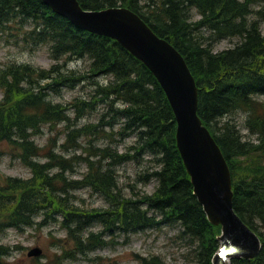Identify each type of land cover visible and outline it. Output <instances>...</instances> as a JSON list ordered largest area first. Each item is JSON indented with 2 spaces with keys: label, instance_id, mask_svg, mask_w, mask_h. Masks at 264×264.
Here are the masks:
<instances>
[{
  "label": "trees",
  "instance_id": "16d2710c",
  "mask_svg": "<svg viewBox=\"0 0 264 264\" xmlns=\"http://www.w3.org/2000/svg\"><path fill=\"white\" fill-rule=\"evenodd\" d=\"M80 2L87 10L129 7L184 55L201 90L200 117L220 145L232 171L235 211L263 241L259 254L262 258H234L231 264H264V102L257 100L258 96L264 95V35L259 19L251 26L247 19L251 13L250 5L264 0H253L252 3L249 0H154L151 3L147 1V4L140 0ZM193 7L201 18L191 25L187 21V11ZM261 10L259 14L264 19V6ZM12 25H23L24 29L27 25L29 28L21 36L24 41L48 45L52 59L57 63L50 69L14 63L0 75V83L5 89V98L0 102V142L18 145L23 163L33 173L31 179L9 178L6 185L0 186V225L21 227L31 224L36 217V220L43 218L42 224H47L61 216L69 237L83 254L105 244L99 234L89 231L95 224L103 227L100 235L139 233L182 224L183 234L197 244L195 264H213L221 227L210 224L203 206L194 195L176 144V117L164 89L151 71L117 41L77 28L66 18L55 14L42 0H0V26ZM188 25L209 26L222 38L244 36L245 40L232 49L215 52V44L209 46L204 38L191 36ZM61 57H66L64 60L68 63L81 57L88 60L87 76L81 77L74 69H67V62L60 65L57 60ZM109 74L112 80L106 85L95 83V93L88 100L76 99L68 106H60L50 97V90L75 88L87 78L98 79ZM114 98L122 99L125 106L115 107ZM99 102H109L107 118L102 117L101 124H90L85 130L95 131V127H99V132L115 135L113 131H106L104 125L112 128L113 119L128 117L125 127L138 125L143 128L142 148L134 149L129 159L128 153L111 148L95 153V159L84 158L87 171L80 180H69L62 173L53 174L54 168L62 164L53 153L54 143L50 142L45 147L35 146L28 140V128H35L36 133L44 124L58 123L67 117L66 107L83 113L95 110ZM240 108L250 109V128L258 136L257 142L245 140L230 123L225 127L219 124L221 117ZM19 136L26 141L23 145L17 143ZM68 143L69 135L63 145ZM44 151L46 161L43 164L35 162L37 154ZM99 153H104L116 163L137 161L145 154L153 156L157 167L152 168L149 176L158 182L155 192L150 195L137 192L134 197L124 194L118 177L110 169L103 170L98 163ZM85 188L104 196L108 208L104 211L76 204V197L70 192ZM149 209L153 213L148 212ZM156 210L161 212L160 215ZM93 211L96 215H92ZM9 254L10 250L0 245V264H13L4 259ZM34 261L33 264H65L58 257L45 262Z\"/></svg>",
  "mask_w": 264,
  "mask_h": 264
},
{
  "label": "rangeland",
  "instance_id": "374dc122",
  "mask_svg": "<svg viewBox=\"0 0 264 264\" xmlns=\"http://www.w3.org/2000/svg\"><path fill=\"white\" fill-rule=\"evenodd\" d=\"M249 2L252 3L253 0H249ZM263 6L264 2H256L250 5L251 13L247 16V19L251 25L259 19L260 30L264 35V19L259 14ZM187 13L188 20L192 19L194 21L192 23L199 21L201 18L196 8L187 11ZM66 19L71 22L68 18ZM28 28L27 25H25V29L23 25L20 27L17 25H12L11 27L0 26V75L5 68L14 63L30 65L40 69H50L53 64L57 63L52 59L48 45H35L31 43L32 40H29L30 42L24 41L21 36ZM197 28L195 35L199 39L204 38L209 46L215 44V52L232 49L245 40L243 36L222 38L209 26H199ZM65 58L61 57L58 59V63L60 65L61 63H66ZM66 68L74 69L76 74L85 73L89 68V61L81 58L74 62H67ZM111 80L112 77L107 76L102 81L108 82ZM107 82L101 85H106ZM92 83L86 80L75 88L62 87L56 91L57 93L50 90V97L54 103H64L63 105L66 106L73 103L76 99L88 100L95 93L96 86ZM53 88L56 89L57 87ZM4 92L5 89L0 83V101L4 98ZM47 98H49L48 95ZM257 100L264 102V96H258ZM78 102L82 103L80 100ZM122 104L125 105L124 103ZM108 106L109 102H99L95 110L83 113L76 109L69 110L66 107L67 117L59 120L61 122L58 123L44 124L36 133V129L31 127L27 134L28 140L38 147H45L50 142H53L55 145L53 153L56 157L63 160L65 165L71 164L73 166V172H66L65 177L70 176L73 179L80 180L87 171L84 158L88 156L94 158L96 157L95 153L111 148L120 153H128L129 159L134 149L138 146L142 148L144 137L142 129L138 125L125 127L126 120L130 119L128 117L113 119L114 126L112 128L104 125L106 131H113L115 135L99 132V127H97L98 130L96 129L97 131L89 132L85 130L88 125L100 122L103 114L108 110ZM249 118L250 109L240 108L221 117L219 124L221 127H225L226 124L230 123L236 127L245 140L251 139L257 142L258 136L251 133L252 131L247 127ZM122 131L123 133L121 134ZM67 135H69V143L64 146ZM92 139L96 140L92 141L93 144H89L88 140ZM17 143L21 144L18 141ZM74 155L78 157L73 158ZM37 156L34 160L37 163L43 164L47 159L45 151L40 152ZM97 156L98 163L102 169H110L118 177L119 186L124 194L134 197L137 192H141L139 195H144V192L147 195L155 192L158 182L149 176L152 168L157 167L153 156L145 154L141 158L138 157L137 161L129 163L127 161L116 163L104 153H99ZM52 173H60V167L54 168ZM102 173L112 175L110 172ZM32 177L31 169L21 159L20 147L12 142H0V186L6 185L9 178L28 180ZM70 194L76 197L74 202L83 208H99L105 211L109 206L104 196L89 188L71 191ZM156 211L160 215L161 212ZM36 219L37 217L31 221V224L22 225L21 227L8 226L7 224L1 225L4 233L0 232V238L5 235L9 238L6 240L0 239V245L9 248V255L16 254L15 259L11 261L5 259L7 263L33 264L35 258L29 257L28 253L35 247H40L43 250L42 255L37 260L45 262L58 257L65 264H195L197 261L195 253L196 241L183 234L184 225L182 224L162 226L139 233H116L113 235H100L103 227L95 224L89 228V231L99 234L101 241L105 244L100 248L81 254L73 238L69 237L64 219L61 216L57 217V219H52L47 224H42L43 218L41 217H38V220ZM257 236L260 237L259 235ZM9 255H6V257Z\"/></svg>",
  "mask_w": 264,
  "mask_h": 264
},
{
  "label": "water",
  "instance_id": "95a60500",
  "mask_svg": "<svg viewBox=\"0 0 264 264\" xmlns=\"http://www.w3.org/2000/svg\"><path fill=\"white\" fill-rule=\"evenodd\" d=\"M42 1L55 12L66 14L75 25L93 33L118 38L122 46L142 58L159 78L170 103L179 113L178 148L189 172L195 175V192L200 196L199 201L205 211L210 214L212 224L223 226L222 248L214 257V264H226L232 257H250L245 252L248 248L260 253L257 245L261 243L259 237L234 218L230 169L222 151L196 114L199 90L184 61L170 44L156 36L128 8L83 12L74 0ZM182 107L188 110L181 113ZM41 253L36 248L29 255L39 256Z\"/></svg>",
  "mask_w": 264,
  "mask_h": 264
},
{
  "label": "bare ground",
  "instance_id": "6f19581e",
  "mask_svg": "<svg viewBox=\"0 0 264 264\" xmlns=\"http://www.w3.org/2000/svg\"><path fill=\"white\" fill-rule=\"evenodd\" d=\"M147 1H149L150 3H151V1H154V0H140V2L142 3V4H147ZM43 2V1H42ZM156 2V1H155ZM7 3V2H6ZM10 3V2H9ZM44 3V2H43ZM74 3H75V5L76 6H78L83 12L85 11V12H92V11H95V12H101L102 10H106V9H120V7L119 6H114V7H107V8H104V9H100V10H87V9H85L83 6H82V3L80 2V0H74ZM8 5H10V4H8ZM12 5V4H11ZM49 7V6H48ZM14 8V7H13ZM51 8V7H50ZM194 8V7H193ZM193 8H191V9H193ZM12 9V8H11ZM52 9V8H51ZM191 9H189V10H191ZM15 10V9H14ZM188 10V11H189ZM52 11L55 13V14H57V15H60L61 17H63V18H68L67 16H65V15H62L60 12V14L59 13H57V12H55L53 9H52ZM15 12V11H14ZM65 12H68V10L67 9H65ZM10 13H12V12H9V14ZM17 13H18V11H17ZM17 13H15V14H17ZM134 13L146 24V26L156 35V36H158L159 38H162V37H160L149 25H148V23L138 14V13H136L135 11H134ZM19 14V13H18ZM186 16V15H185ZM69 19V18H68ZM70 20V19H69ZM71 21V20H70ZM188 21V23H190L191 25H193V24H195V23H192V22H194L192 19H189V20H187ZM72 23V22H71ZM73 24V23H72ZM74 26H76L77 28H79V29H82V30H85V31H87V32H89V33H92V34H96V35H100V36H105V37H107L106 35H104V33H93V32H90V31H88L87 29H84L83 27H80V26H78V25H75V24H73ZM248 25H250L251 26V24L248 22ZM196 26V25H195ZM193 27V26H190V25H188V28H187V30L189 31V34L191 35V36H193L194 38H198L196 35H195V32L198 30V28L197 27ZM253 27V26H252ZM245 28V27H244ZM244 30H246V29H244ZM256 30V29H255ZM244 37V36H243ZM108 38H110V39H113V40H115V41H118L119 42V39L118 38H111V37H108ZM162 40H164L165 42H168L169 44H170V46L172 47V49L173 50H175V52L182 58V60L184 61V63H185V65L187 66V68H188V70H189V73H190V76H191V78L193 79V81L195 82V85H196V88L198 89V90H200V87H199V85H198V83H197V81H196V79H195V77H194V75H193V73H192V71H191V69H190V67L188 66V64H187V62H186V60L184 59V57H183V55L180 53V51L173 45V44H171L167 39H165V38H162ZM199 40V39H198ZM200 41V40H199ZM122 46V45H121ZM123 48H125L124 46H122ZM129 53H131L136 59H138L139 61H141L150 71H151V73L154 75V77L157 79V81L159 82V84L161 85V83H160V80H159V78L157 77V75L153 72V70L142 60V58H140V57H137L136 55H134L133 53H132V51H129L127 48H125ZM64 51V50H63ZM81 58H83V57H81ZM81 58H79V59H81ZM63 71V70H62ZM86 73L87 72H85V73H77L79 76H81V77H83V76H87L86 75ZM107 76H111L112 77V75H103V76H100V77H98V79L97 78H95V79H88L87 77V81H90V82H93L94 84L95 83H98V84H102V83H105V82H107V81H102L103 79H105ZM85 80V79H84ZM81 81V80H80ZM215 81V80H214ZM225 82V81H224ZM92 83V84H93ZM218 83V82H217ZM218 84H220V83H218ZM161 87H162V85H161ZM163 88V87H162ZM164 89V88H163ZM165 91V90H164ZM201 91V90H200ZM165 93H166V91H165ZM166 96H167V93H166ZM4 98H5V92H4ZM4 98H3V100H4ZM168 98V97H167ZM3 100H1L0 102H2ZM168 101H169V98H168ZM117 102H122V103H124L123 102V100L122 99H119V98H114V100H113V105L114 106H116L117 105ZM169 103H170V101H169ZM58 105H60V103H57ZM64 104V103H63ZM170 105H171V107H172V110H173V112H174V115H175V117H176V127H177V129H176V144H177V148H178V127H179V123H178V121H177V117H179V113H178V110H176V109H174L173 108V106H172V104L170 103ZM60 106H62V104L60 105ZM59 106V107H60ZM65 106V105H64ZM199 109H200V98H199V96H198V101H197V108H196V114L198 115V117L201 119V121H202V125L205 127V128H207L208 129V131L210 132V135L212 136V138L215 140V142L217 143V145H218V147H219V149L222 151V149H221V147H220V145L218 144V142L216 141V139H215V137H214V135L212 134V132H211V130L206 126V124H204V121H203V119L200 117V114H199ZM26 110V109H25ZM188 109H187V107H182V108H180V111H181V113H184V112H186ZM237 110V109H236ZM29 112V111H28ZM232 112V111H231ZM30 113V112H29ZM230 113V112H229ZM32 115V114H31ZM31 115H29V117L31 116ZM33 116V115H32ZM28 117V116H27ZM43 117V116H42ZM102 117H106V112L103 114V116ZM24 118H26V117H24ZM31 118V117H30ZM44 118H45V116H44ZM107 118V117H106ZM28 119V118H27ZM47 119V118H46ZM44 120V119H43ZM105 120V119H104ZM28 121V120H27ZM26 121V122H27ZM36 121V120H35ZM40 122H41V120H39ZM46 122V121H45ZM102 122V121H101ZM29 123H31V122H29ZM37 123V122H36ZM100 123V122H99ZM101 124V123H100ZM103 124V123H102ZM32 125V124H31ZM38 125V124H37ZM13 126H15V125H13ZM35 126V125H34ZM247 127H249V129L250 130H252L251 128H250V119H248L247 120ZM24 128H26V127H24ZM31 128V127H30ZM30 128H28V130H27V134L29 133V130H30ZM97 130H98V128L97 127H95ZM143 129V128H142ZM97 130H95V131H97ZM13 131H15V130H13ZM20 131V130H19ZM94 131V130H93ZM18 132V131H17ZM16 133V132H15ZM252 133H254L253 131H252ZM12 134V133H11ZM20 134V133H19ZM18 139V138H17ZM23 139H25L24 137H23ZM143 139H144V137H143ZM15 140V139H14ZM26 140V139H25ZM94 140H96V139H92V140H88L89 141V144H93L92 143V141H94ZM16 141V140H15ZM18 142H20L21 144L20 145H23L24 144V142H26V141H24V140H22L21 139V136H19V140H18ZM19 144V143H18ZM146 145V144H145ZM144 147V146H143ZM149 151V150H148ZM178 151H179V153H180V150H179V148H178ZM222 153H223V151H222ZM50 155H52V154H50ZM180 155H181V153H180ZM223 155H224V153H223ZM181 158H182V156H181ZM224 158H225V160H226V162H227V159H226V157H225V155H224ZM60 161H62L61 163V167L63 168V166H64V168L62 169L61 167H60V173H62L63 175H64V177H65V173L66 172H73V166L72 165H70V164H64V162H63V160H61L60 159ZM182 161H183V164H184V166H185V169H186V172H187V174L189 175V177H190V181H191V183H192V185H193V188H194V195L197 197V199H198V201L200 200V196H198L197 194H196V192H195V186H194V184H193V180L195 179L194 178V176L195 175H193V173L192 172H189V167L188 166H186V162H185V160L182 158ZM227 164H228V167H229V169H230V173H231V176H230V182L232 183V186H233V180H232V171H231V168H230V165H229V163L227 162ZM68 169H70V170H68ZM105 170V169H104ZM107 176H109V175H107ZM69 180H72L73 178H71L70 176H68L67 177ZM75 182V181H74ZM55 183V182H54ZM53 184V183H52ZM73 184V183H72ZM72 184H71V187H72ZM57 186H58V183L56 184ZM69 185V184H68ZM75 186V185H74ZM59 187V186H58ZM68 187V186H67ZM76 187V186H75ZM36 190V189H35ZM37 191V190H36ZM40 192V191H39ZM36 193V192H35ZM39 194V193H38ZM37 194V195H38ZM40 195V194H39ZM38 195V196H39ZM36 197V196H35ZM39 198V197H38ZM29 199V198H28ZM234 191H233V196H232V208H233V210L235 211V205H234ZM33 201V200H32ZM29 202V201H28ZM34 202V201H33ZM31 203V202H30ZM199 203L202 205V203L199 201ZM35 205V204H34ZM36 206H37V204H36ZM203 206V205H202ZM34 208H35V206H34ZM203 209H204V207H203ZM87 210V209H86ZM90 211H92V210H89V212ZM204 211H205V209H204ZM86 212H88V211H86ZM94 212V211H93ZM103 213V212H102ZM205 213H206V216H207V219H208V221L210 222V224H212V222H211V217H210V214L208 213V212H206L205 211ZM90 214H92V213H90ZM98 214V213H97ZM107 214V213H106ZM113 214H115V213H113ZM235 216L233 215V213L231 214L232 216H234V218H237V220H238V222L239 223H243L251 232H253V233H255L254 232V230L251 228V227H249V225L245 222V221H243V219L236 213V211H235ZM92 215H96L95 214V212H94V214H92ZM105 215V214H104ZM106 216H108V215H106ZM111 216V215H110ZM114 216V215H113ZM98 217V216H97ZM95 218V217H94ZM70 221H71V219H69ZM107 221H109L108 219H107ZM71 223V222H70ZM219 227H221V233H219L218 234V236H217V240H218V242H219V246L222 244V242H223V239H222V237H223V231H222V225H220ZM76 229V228H75ZM2 231H4V229H3V227L0 225V232L1 233H4V232H2ZM0 233V234H1ZM76 233V232H75ZM78 234V233H77ZM82 234H85V233H82ZM262 239V238H261ZM82 241H84L83 239H82ZM263 241L261 240V243H257V245H258V247L262 250L263 249V243H262ZM83 244V243H82ZM8 248V247H7ZM222 248V246L221 247H218V250H217V252H216V254L213 256V259H212V262H213V260H214V257L219 253V251H220V249ZM9 249V248H8ZM245 252L247 253L246 255H248V256H250V257H245V256H241V257H239V258H242V259H246V260H250V258L251 259H254L253 257H255V256H258L259 257V254L261 253V251H260V253L258 252V253H255L254 252V250L253 249H251V248H248V249H246L245 250ZM257 257V258H258ZM261 258H262V256H260ZM259 257V258H260ZM234 258H236V257H232L229 261L227 260L226 261V264H231V260L232 259H234ZM256 258V259H257ZM228 262V263H227ZM58 263V262H57ZM213 264H214V262H213Z\"/></svg>",
  "mask_w": 264,
  "mask_h": 264
},
{
  "label": "clouds",
  "instance_id": "9594fccd",
  "mask_svg": "<svg viewBox=\"0 0 264 264\" xmlns=\"http://www.w3.org/2000/svg\"><path fill=\"white\" fill-rule=\"evenodd\" d=\"M71 66V65H70ZM106 83V82H105ZM125 105H123L122 103H120V102H118L117 103V107H124ZM41 162H43V161H41ZM9 231H11V230H9ZM9 237L7 236V235H5L4 237H2V238H0V239H8ZM15 257H16V254L15 253H13L12 255H9V256H7V257H4V259H6V260H8V261H11V260H13V259H15Z\"/></svg>",
  "mask_w": 264,
  "mask_h": 264
}]
</instances>
